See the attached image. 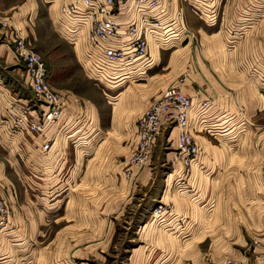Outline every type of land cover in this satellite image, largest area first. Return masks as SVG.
Segmentation results:
<instances>
[{"label": "crops", "instance_id": "1", "mask_svg": "<svg viewBox=\"0 0 264 264\" xmlns=\"http://www.w3.org/2000/svg\"><path fill=\"white\" fill-rule=\"evenodd\" d=\"M122 1L120 19L138 15L129 8V0ZM59 2L26 0L10 17L0 16V134L13 131L10 121L2 123V117L8 122L11 112L7 101L13 107L27 104L18 96L20 89H27L28 77L11 50V29L28 35L27 23L32 17L39 22L41 5L53 11L48 14L53 30L56 25L69 37ZM260 2L161 0L158 9L146 12L157 16L165 28L153 31L148 56L131 66L126 76L117 68L102 69L112 91L120 88L108 96L113 106L106 127L81 94L61 90L60 118L43 133L49 141L45 159L32 160L34 186L30 192L24 189L38 205H8L6 224L0 228V264H13L3 246L14 224V264H104L105 253L116 251L119 238L114 234L121 214H134L156 188L159 203L170 204L172 211L152 218L151 209L146 210V219L121 241L124 264H264V123L259 122L264 117V13L259 15L264 1ZM184 5L210 29L207 36H216V43L186 47L192 37H201L203 29L196 21L188 29L184 26L180 12ZM79 32L75 41L82 42L79 55L84 66L80 64L91 73L86 70L91 66L84 31ZM184 40L186 45L174 49L176 55L193 56L176 66V79L181 78L176 84L195 103L189 117L197 128L193 137L200 153L188 176L182 174L176 151H165L159 158L155 150L176 148L172 129L168 136L165 131L156 137L146 163L132 166L128 157L136 118L171 81L167 71H157L159 52ZM91 70L100 73L93 66ZM201 101H209L207 107H199ZM161 164L168 171L158 186L153 180ZM174 186L182 187V193Z\"/></svg>", "mask_w": 264, "mask_h": 264}, {"label": "built area", "instance_id": "2", "mask_svg": "<svg viewBox=\"0 0 264 264\" xmlns=\"http://www.w3.org/2000/svg\"><path fill=\"white\" fill-rule=\"evenodd\" d=\"M123 3L122 0H60L58 4V13L60 18L62 16L67 20L65 24L70 29L68 36L72 41L83 29L87 63L97 68L100 73L95 74L103 79H106V72H102V69L112 71V68H117L121 70L120 74L126 76L131 66L148 56V39L153 36V31L165 28L157 16L146 13L158 9L161 0H129V8L138 15L120 19ZM1 23L6 25V19H2ZM11 31V50L16 61L23 66L28 87L40 103V108L30 109L24 104L13 107L9 116L13 123L24 124L29 131L39 134L42 137L40 148L45 152L49 148V141L43 138V133L60 118L62 98L47 80V68L41 55L23 36L17 34L16 29L12 28ZM208 102L201 101L199 107H207ZM194 104L177 84L163 87L136 118L135 142L128 157L129 164L139 167L146 163L156 137L165 131L168 136L175 129V151L182 164L183 176H188L191 163L197 160L200 153V147L193 137L197 128L189 117ZM171 211L170 204L158 203L151 208L149 215L158 218ZM7 215L8 205L0 192V228L6 224Z\"/></svg>", "mask_w": 264, "mask_h": 264}, {"label": "rangeland", "instance_id": "3", "mask_svg": "<svg viewBox=\"0 0 264 264\" xmlns=\"http://www.w3.org/2000/svg\"><path fill=\"white\" fill-rule=\"evenodd\" d=\"M24 1L26 0H0V16L4 15L10 17L9 15H11L12 12L16 10V7L19 4H22ZM259 4H261L260 0ZM52 12L53 11L51 10V8L49 9L39 5V9L37 12L38 15H36L39 19V22H37L36 19L34 20L32 17L31 20L27 23V25L30 27V30H27L28 35H25L26 38L25 36L23 37L43 58L47 68V80L51 87L60 95L64 88L69 89V91L73 94H81L82 97L88 100L89 106L94 111H98L100 115L101 125L103 124V126L106 127L108 124L109 115L111 113L110 110L113 106L112 101H109L108 96L117 93L116 91L120 88L112 91V86L110 85V83H106L103 78L97 76L91 70V67L90 69H86L90 70L91 73L83 71L81 66V64L83 65V63L81 62L82 60L79 55V50L82 46V42L72 41L70 37H67L64 33H62V31H60L56 25L54 27L56 29L53 30L51 24L48 21V14L52 15ZM180 12L182 16V22L187 29L188 26L191 27L192 25H195L196 21L197 27L200 26V29H203L205 33L201 31V37L199 38L197 35L196 37H192L187 45V40H184L181 43L170 47L168 50L163 51L162 53L159 52L157 60L159 69L157 71L161 73L167 71L168 81L171 80L170 84L174 85H176V80H181L180 77L176 79V66L181 67L184 61H186V58L188 59V57L193 56V54L190 53L176 55L174 49L179 50L181 46L184 45H186V47H191L192 45L206 46L216 43V36L214 34L210 36L206 35V33L210 32V29L204 28L202 23L194 16H192L187 6L184 5L183 7H181ZM263 13L264 5L259 6V15ZM185 15H187L186 18ZM27 16H31V14H28ZM73 46L75 48H73ZM170 51H172L171 54ZM182 59H184V61H182ZM59 73L60 75H58ZM123 81L126 80L123 79ZM51 82L55 84L52 85ZM126 83H128V81H126ZM27 89L24 88L18 91L19 98H25L27 101L26 105H28L30 109L34 108L38 110L40 108V103L35 99L29 87H27ZM13 105L14 104H11L10 101H7V107L11 108L10 111H12ZM261 109H264V101L261 103ZM2 119L4 120V122L2 123L6 125L10 121L9 130L13 131H9L8 134H0V192L2 193L7 205L13 206V208L21 206H36L38 205V203L37 201H34V198L29 192L34 183L32 179V160L39 159V157L41 159L44 158L43 151L40 150V147V149H38L37 147V144H41V142L39 141L42 140V137L39 134L29 131L23 125L13 123L10 119V116L8 117V122L5 121L6 118L2 117ZM259 122L264 123V117L259 118ZM162 146L165 145L162 144ZM165 151L175 150L170 147L169 149L165 148L155 150V153L158 154L159 152L158 157L160 158L162 157V155L165 156ZM167 171L168 167L166 166V164H161L157 167V176L153 180L155 185L159 186L161 184V175H164ZM36 172H38V162L36 164ZM24 176H26V178ZM24 189H26V191H29L28 193L26 192L27 195ZM185 189L186 192L187 190H189V188ZM173 190L176 193H182L183 189L182 187L178 188L174 186ZM151 191V200L148 199L145 205H140L134 214H121V223H119V226H117L118 229L114 234L116 239L119 238L116 251L105 253L104 264H124L122 262L124 257V250L121 242L122 239L124 240L128 236H130L134 225L136 226L146 219L148 215V213L146 212L147 209H151L153 206L159 203L157 196L159 195L160 189H151ZM141 192L142 190L140 189L138 193L141 194ZM147 195L148 193L145 194V197ZM214 204L215 202L213 201L212 205ZM210 205L211 204H209V206ZM18 214L22 216V214L19 213V210ZM14 217H16V214H14ZM12 228H14V230L9 232V235L7 237L8 239L6 240V243L3 247L4 251H6L7 253H11L14 264V242L16 237L15 224L12 225ZM186 234L187 233H185V237Z\"/></svg>", "mask_w": 264, "mask_h": 264}]
</instances>
